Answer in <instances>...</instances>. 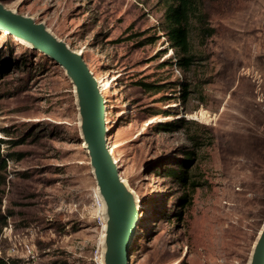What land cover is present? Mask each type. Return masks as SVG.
<instances>
[{"label": "rangeland", "instance_id": "rangeland-1", "mask_svg": "<svg viewBox=\"0 0 264 264\" xmlns=\"http://www.w3.org/2000/svg\"><path fill=\"white\" fill-rule=\"evenodd\" d=\"M1 1L84 52L100 82L111 151L140 200L131 264H247L264 223V0H203L213 32L192 22L188 68L175 65L163 0ZM78 124L66 72L0 31L5 259L102 264L105 224ZM187 152L194 190L159 168Z\"/></svg>", "mask_w": 264, "mask_h": 264}, {"label": "water", "instance_id": "water-1", "mask_svg": "<svg viewBox=\"0 0 264 264\" xmlns=\"http://www.w3.org/2000/svg\"><path fill=\"white\" fill-rule=\"evenodd\" d=\"M0 31L47 56L70 78L75 95L81 140L88 150L89 163L103 203L104 241L102 264H131V247L139 222L140 200L121 175L108 144L106 99L99 81L90 69L84 52L73 48L54 33L46 22L21 14L0 0ZM247 264H264V223Z\"/></svg>", "mask_w": 264, "mask_h": 264}, {"label": "trees", "instance_id": "trees-1", "mask_svg": "<svg viewBox=\"0 0 264 264\" xmlns=\"http://www.w3.org/2000/svg\"><path fill=\"white\" fill-rule=\"evenodd\" d=\"M166 3L164 21L162 29L166 32L168 41L171 43L173 49L177 50L181 55L175 61V65L180 67L188 68L190 67L194 60L195 56L191 52L190 48V37H191V24L192 22L199 23V29L202 34L205 36L210 35L213 31L210 29L207 23V15L203 9V0H163ZM145 87H155L156 89H161L162 85L157 86L156 84L141 83ZM187 92V91H186ZM185 95V94H184ZM186 97V96H185ZM165 112V111H164ZM161 113V112H159ZM154 113L153 115L159 114ZM185 127L184 123L178 122H164L161 125V130L164 131H176L179 128ZM4 142L0 139L1 143ZM191 152L186 153V157L179 160V163L176 166L170 164L161 165L160 170H164V175L173 179L178 183V185H190L192 190L195 189L196 184L189 181L188 167L193 161L190 157ZM6 165V159L1 154L0 147V172L3 167ZM182 199V205H187L192 203V198L185 194L180 197ZM176 213V212H175ZM177 216H180V212L176 213ZM6 217L2 214V208L0 205V234L3 230V227L6 225ZM132 249V248H131ZM0 264H17V260L5 259L0 256Z\"/></svg>", "mask_w": 264, "mask_h": 264}, {"label": "bare ground", "instance_id": "bare-ground-1", "mask_svg": "<svg viewBox=\"0 0 264 264\" xmlns=\"http://www.w3.org/2000/svg\"><path fill=\"white\" fill-rule=\"evenodd\" d=\"M99 81V80H98ZM99 84H100V82H99ZM100 88H101V86H100ZM102 89V88H101ZM103 94V93H102ZM107 106V105H106ZM108 144H109V141H108ZM111 147V146H110ZM112 152V151H111ZM117 161V160H116ZM98 189V188H97ZM96 189V195H97V198H98V200H100V198H99V195H98V190ZM100 211H101V214L103 215V203H102V200H100ZM104 231H103V235L101 236V238H102V242H101V244L103 243V241H104Z\"/></svg>", "mask_w": 264, "mask_h": 264}]
</instances>
